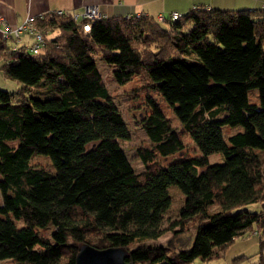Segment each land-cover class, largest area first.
<instances>
[{"label":"trees","instance_id":"1","mask_svg":"<svg viewBox=\"0 0 264 264\" xmlns=\"http://www.w3.org/2000/svg\"><path fill=\"white\" fill-rule=\"evenodd\" d=\"M37 26L47 41L39 53L0 37L2 71L22 84L0 88V259L74 264L80 243L90 242L126 246L131 264H189L250 232L263 249L264 168L255 148H264L263 10L200 6L175 20L107 15L88 33L69 12L54 11ZM96 54L119 83L144 74L199 152L185 151L181 132L149 95L143 125L152 143L138 147L144 168L136 170L121 144L131 129ZM225 123L243 129L226 135ZM215 151L224 159L210 161ZM36 153L50 155L52 167L33 164ZM159 155L172 156L163 163ZM171 183L185 198L165 223ZM252 201L260 209L242 207ZM189 219L197 220L191 245L145 241L167 229L178 234ZM48 225L51 234L40 232ZM253 264H264V255Z\"/></svg>","mask_w":264,"mask_h":264},{"label":"rangeland","instance_id":"2","mask_svg":"<svg viewBox=\"0 0 264 264\" xmlns=\"http://www.w3.org/2000/svg\"><path fill=\"white\" fill-rule=\"evenodd\" d=\"M168 17V15H167ZM164 23V22H163ZM165 24V23H164ZM22 41L19 42L21 44H25L29 49V32H25L21 36ZM15 43V40H14ZM9 44H13L10 42ZM96 61L99 69L104 75V79L106 84L108 85L114 99L116 100L119 108L122 110L124 117L131 129V137L128 139H121V144L124 147L126 153L128 154L131 162L133 163L136 170H141L144 168V163L139 155L138 147L140 145H151L152 140L150 139L149 134L147 133L143 121L145 117L151 111V106L149 103L148 96L151 95L154 99L158 101L160 106L162 107L165 114L170 117L171 123L175 126L180 132L185 140V151L191 154H196L199 152V148L195 141L190 137L188 132L183 128L180 118L177 116L172 106L167 102L163 95H160L154 88L147 84L146 78L144 74H140L135 76L133 79L125 82L119 83L114 79L112 73V67L99 55L96 54ZM2 62L0 61V88L7 89L10 91H18L21 87V83H19L16 79L7 77L2 71ZM43 83V81H41ZM41 83V84H42ZM32 86L33 92H39L42 95L50 94L51 91L48 90L47 86L40 85ZM249 95L251 99H258V89L254 88L250 90ZM223 129L225 130L226 135L231 132H235L237 130L243 129V125L241 123L232 125L229 123L223 124ZM261 154L263 160V168H264V148L255 147ZM170 156L159 155L160 160L163 163H167ZM210 161H217L224 159V153L222 151H215L210 153L209 155ZM32 163L37 165H43L46 167H52V160L50 155L46 153H36L32 157ZM264 187V181L262 183ZM170 192L172 193V203L166 212V220L165 223H169L172 219L178 216V210L182 202L185 198L184 191L175 183H171L169 185ZM2 201V193L0 190V203ZM216 204H212L211 207H215ZM242 207H248L251 209H260L261 203L260 201H252L248 202ZM195 219H189L183 230H181L178 234H174L173 229H167L157 238H150L145 241L147 242H163L166 243L173 239V242L178 246H189L193 242L195 228H196ZM41 228V227H40ZM53 229V225H48L40 229V232L44 234H51ZM245 236L238 237L235 241H233L225 251L221 252L219 255L213 256L211 258H202L200 256L194 258L189 264H251L256 259L257 254H262V250L259 242L256 244L252 243L253 238H258L256 236L251 235L249 238V245H246ZM243 246H247L243 250ZM242 252L247 256L234 259L236 256L241 255ZM249 251V252H248ZM255 255V256H254ZM259 256V255H258ZM257 260V259H256ZM12 259L10 257L0 259V264H9Z\"/></svg>","mask_w":264,"mask_h":264},{"label":"crops","instance_id":"3","mask_svg":"<svg viewBox=\"0 0 264 264\" xmlns=\"http://www.w3.org/2000/svg\"><path fill=\"white\" fill-rule=\"evenodd\" d=\"M264 0H0V37H2L5 23L17 25L30 14L43 15L47 12L64 10L72 12L83 10L85 6L97 4L100 9L108 16H127L133 14L146 13L155 15L157 18L170 17L173 12L185 13L194 5L205 7H219L227 9L248 8L252 10H262ZM29 44L33 41V35L29 33ZM9 43L11 40H7ZM13 43V42H12ZM253 238L252 243L259 242L258 233L246 235L245 242L249 245L250 236ZM260 244V242H259ZM246 246V247H247ZM243 246V250L248 249ZM249 252V251H248ZM245 254L247 252L240 251ZM259 255V256H258ZM262 254H257L256 259ZM255 256V255H254ZM254 259V261H256ZM253 264V263H251Z\"/></svg>","mask_w":264,"mask_h":264},{"label":"built area","instance_id":"4","mask_svg":"<svg viewBox=\"0 0 264 264\" xmlns=\"http://www.w3.org/2000/svg\"><path fill=\"white\" fill-rule=\"evenodd\" d=\"M194 8H200L198 5H194ZM208 8V7H207ZM262 10L264 11V3L262 4ZM59 15H64V10H58L55 11ZM76 23L77 27L80 28L83 32L88 33L91 31L92 22L94 20L100 19L103 16H107L100 7L97 4H91L84 7L81 11H72L69 12ZM182 13L179 12H173L170 16L171 19L175 20L178 19L181 16ZM140 15V14H137ZM43 15H28L22 23L17 25H11L8 23H5V27L3 28L2 37L6 40H11L13 42V45L16 46L19 44V42L22 41V34L25 32H29L33 35V41L31 44H29V50L34 53H39L41 51H44L47 48V41L45 37L44 30L38 28L37 26V19ZM131 15H127V17H130ZM161 20H164L165 17L161 16ZM15 40V43H14Z\"/></svg>","mask_w":264,"mask_h":264},{"label":"water","instance_id":"5","mask_svg":"<svg viewBox=\"0 0 264 264\" xmlns=\"http://www.w3.org/2000/svg\"><path fill=\"white\" fill-rule=\"evenodd\" d=\"M129 249L124 245L96 246L82 242L74 264H131L127 259Z\"/></svg>","mask_w":264,"mask_h":264}]
</instances>
